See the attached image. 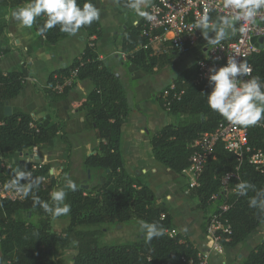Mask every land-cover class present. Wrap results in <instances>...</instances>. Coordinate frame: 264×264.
<instances>
[{
  "label": "trees",
  "instance_id": "16d2710c",
  "mask_svg": "<svg viewBox=\"0 0 264 264\" xmlns=\"http://www.w3.org/2000/svg\"><path fill=\"white\" fill-rule=\"evenodd\" d=\"M122 11L130 12L131 0H114ZM30 0H0V6L9 11L22 7ZM86 0H77L82 7ZM156 0H146L147 10ZM46 14L36 18L33 28L36 33L35 45L45 51H51L60 41L71 35L60 30V25L46 29ZM219 19L217 20V22ZM144 18L134 25L128 23L119 41V52L129 53L146 44L141 35ZM8 20L0 23V39H5ZM100 20L91 25L82 26L78 32L95 39L85 46L79 58L68 67L52 71L47 82L54 84L55 76H68L70 71H77L78 81H88L93 86L81 105L84 110V124L92 130L98 141L94 153L82 159V169L89 171L90 179L98 177L91 187L71 179L67 183L65 203L70 205L67 215L54 217L35 204L34 197L52 204L50 194L59 187L58 179L67 172L68 166L55 177L47 164L17 162L5 164L3 159H11L17 153L24 154L33 150L51 151L57 137L61 143L69 146L64 127L65 121L58 119L51 111L40 122L33 121L28 114L11 108L10 115L5 114L6 103L20 94L24 82L30 78L26 64L4 74L0 70V182L11 181L20 170L31 172L33 180L39 178L38 188H34L28 197L20 201L0 199V262L8 264H64L62 251L73 245L75 256L71 264H198L197 250L177 233L168 236V231H175L176 226L168 207L160 204L153 191L139 177H131L125 169L120 156V138L130 111L123 85L115 73L99 59L96 44L102 37ZM7 52L0 46V57ZM252 76L260 77L264 82V50H259L249 58ZM127 62L146 71L156 63L151 50L139 49L129 55ZM196 74L194 65L179 73L175 82L185 81L184 94L178 103L171 105L168 115H176V123H167L157 133H148L151 153L156 162L175 174H180L189 165L193 153L192 143L203 133H212L221 120L218 113L209 109L206 94L211 91L208 80L199 85L190 82ZM75 85V84H74ZM73 85V86H74ZM40 90L46 100L45 111L51 101L66 98L71 88L56 92L48 88ZM162 93L156 100L162 106ZM204 94V95H203ZM164 110V109H163ZM261 126H253L248 132V146L264 152V119ZM69 149L66 150V156ZM24 163V164H23ZM248 182L253 186L246 195H240L237 185ZM26 181H21V184ZM199 186L189 190L188 197L197 201L203 222L201 232L206 233L208 214L220 205H227L224 217L231 228L229 235H224L222 245L235 247L254 232L264 222V210L249 206L250 199L257 190L264 189V171L258 172L244 159L241 163L236 157L224 150L217 143L213 154L205 164L198 178ZM71 184L76 185L73 191ZM216 196L215 200H211ZM213 208V209H212ZM69 218V225L59 233L51 232L52 219ZM134 221L156 223L164 229L160 237L147 241L144 233L136 241L120 245L105 246L100 244L104 229L112 225H128ZM227 240V241H225ZM240 264H264V239L241 260Z\"/></svg>",
  "mask_w": 264,
  "mask_h": 264
},
{
  "label": "crops",
  "instance_id": "0c3cea01",
  "mask_svg": "<svg viewBox=\"0 0 264 264\" xmlns=\"http://www.w3.org/2000/svg\"><path fill=\"white\" fill-rule=\"evenodd\" d=\"M90 2L99 9L104 7L107 1L90 0ZM114 5L116 6L115 2ZM17 9L9 11L6 7L0 6V23L5 20L9 22L5 32L6 38L0 39V46L7 50L0 57V70L7 74L26 64L30 71V78L24 82V88L20 94L10 100L8 105L10 108H17L20 112L30 115L35 122L43 120L52 110L56 112L58 119L65 121L64 131L69 146L61 143L57 137L51 151L33 150L35 154L32 162L36 160V163L49 165L52 175L53 172H57L55 177H58L67 165V172L59 176L57 180L59 187L56 189H64L67 192V184L63 178L80 179L81 171H84L81 165L82 159L94 153L98 145L94 132L85 128L84 110H81V105L93 86L88 81H78L71 87L66 98L51 101L50 107L45 111L43 109L46 108V100L35 86L37 89L45 88L48 84V75L52 71L68 67L76 58H79L85 46L95 37H88L83 32H77L57 43L53 50L45 51L35 45L37 36L33 26L24 27L11 16V13ZM115 9L121 12L116 7ZM101 13L99 20L102 37L96 44V52L99 59L118 75L130 107L125 118L126 127L120 138V156L123 165L131 177H139L153 191L157 201L168 207L176 226V234L180 233L195 249H198L204 244L205 235L200 229L203 220L202 213L197 208V201L185 194L186 184L181 173L175 174L155 161L147 135L157 133L167 123L174 124L178 121L176 115H168L160 107L156 97L175 81L180 72L195 64L196 59L209 43L204 39L193 53L183 56L172 51L167 44L154 42L151 50L154 52L156 63L150 71H146L117 57L116 54L120 51L117 37L121 36L125 29L118 32L117 15L103 17ZM227 31L226 38H229L231 32L228 29ZM209 35L213 34L209 33ZM259 44L260 49L264 50V38L259 40ZM67 149H69L68 156H66ZM29 153H17L9 160L23 162L25 158L24 162L28 163L30 162L27 159ZM84 172L87 177H90V173L88 175L87 171ZM97 177L98 173H95L92 180L94 183ZM69 222V218L52 219L51 232L59 233L69 225ZM263 239L264 222L241 244L251 250ZM213 260L214 264H218L217 260Z\"/></svg>",
  "mask_w": 264,
  "mask_h": 264
},
{
  "label": "built area",
  "instance_id": "2783aa9c",
  "mask_svg": "<svg viewBox=\"0 0 264 264\" xmlns=\"http://www.w3.org/2000/svg\"><path fill=\"white\" fill-rule=\"evenodd\" d=\"M146 11L154 17L151 21L144 18L141 35L147 42L129 53L117 52V57L124 62L129 55H133L139 49L151 50L154 42L167 44L177 54L189 55L204 40L201 31L197 28L203 15L209 16L210 28L213 24H218L217 20L221 17L227 16L232 19L233 23L228 28L231 37L225 38L217 45L208 44L196 59L194 64L196 74L190 82L191 85H199L208 80L209 69L225 66L227 60L232 57H236L238 61H246L252 69L249 58L261 50L259 40L264 38V7L258 9L257 15L251 21L236 20L235 16L239 10L225 7V0H156ZM151 55H154L152 50ZM251 76L252 71L250 76H245L243 79L248 80ZM54 79V84L48 83L46 88L60 93L65 88H71L78 83L77 71L72 70L68 76H55ZM185 85L186 82L181 81L179 87L174 81L167 86L162 93L164 111H169L172 104L181 101ZM253 126L261 125L258 122ZM253 126H238L223 119L214 132L203 133L195 140L191 145L194 151L189 158V165L181 172L186 184L185 194L188 195L189 190L199 186V175L212 156L217 143L234 155L239 163L246 159L256 171L263 172L264 152L248 146V132ZM0 199L20 201L23 196L16 192L10 181H5L0 182ZM215 199L216 196L211 197V200ZM227 209V205L222 204L216 210L209 212L204 244L196 249L198 264H208L212 257L223 255L222 238L231 233L230 224L224 217ZM167 234L172 237L176 232L168 231ZM187 264L192 262L188 261Z\"/></svg>",
  "mask_w": 264,
  "mask_h": 264
},
{
  "label": "clouds",
  "instance_id": "9594fccd",
  "mask_svg": "<svg viewBox=\"0 0 264 264\" xmlns=\"http://www.w3.org/2000/svg\"><path fill=\"white\" fill-rule=\"evenodd\" d=\"M146 6V0H131L128 7L139 16L148 21L154 17L147 11L142 10ZM225 7L239 10L235 16L236 20L251 21L258 9L264 7V0H225ZM47 15L44 27L40 29L43 33L60 25V30L69 35H75L82 26L91 25L100 17V10L86 0L82 7L78 6L77 0H30L26 6L19 7L11 13V16L22 26L31 28L41 14ZM233 21L229 17H221L218 24L210 28V18L203 15L197 25L203 38L212 45L220 44L228 35L227 29ZM212 33L213 35H209ZM251 67L246 61H238L236 57L229 58L225 66L218 69H209L208 82L211 91L204 95L207 98L209 109L218 113L226 121L243 127L256 125L264 119V82L260 77H251L244 80L243 77L251 75ZM21 181L26 183L21 184ZM39 178L33 180L31 172L20 170L10 181L16 192L23 197H28L34 188H38ZM71 189L76 190V185L71 184ZM253 188L248 182H240L237 191L240 195H246ZM67 193L64 189L53 191L50 194L52 204L42 202L39 197H34L35 204L40 205L44 211L54 217L67 215L70 205L65 203ZM249 206L264 210V189L257 190L250 199ZM140 231L145 234L147 241L154 237H160L164 229L156 223L140 222Z\"/></svg>",
  "mask_w": 264,
  "mask_h": 264
},
{
  "label": "rangeland",
  "instance_id": "374dc122",
  "mask_svg": "<svg viewBox=\"0 0 264 264\" xmlns=\"http://www.w3.org/2000/svg\"><path fill=\"white\" fill-rule=\"evenodd\" d=\"M106 1L107 2L104 5V7L99 8V10L100 12H102L101 15L103 17H112L116 15L118 16V21H119L118 32L123 31L128 23H132L136 25L142 19V17L139 16L134 10H131L130 12H126V11L123 12L121 9L117 7V5L116 6L114 5L115 2L114 0H106ZM115 7L119 9L121 12H118V10H116ZM120 38L121 36L117 37L118 43L120 41ZM34 154H35L34 151L28 154L27 159H29L30 161L29 163H36V160L32 162V158ZM2 161L8 165H14L17 163L16 160L14 161V160L3 159ZM22 161L24 162L25 158ZM55 170L57 171V167H55ZM53 175L57 176V172H53ZM63 180L67 184L70 179L67 180V178L64 177ZM77 181L88 188L91 187L94 183L92 179H90V177L86 176L84 171H81V178L78 179ZM202 220H203V216H202ZM140 222L141 221H134L133 223L128 225L121 224V225H112L105 227L104 235L100 239V244L105 246H114V245L124 244L130 241L138 240V238L141 237L142 234V232L140 231ZM223 248H224L223 255L212 257L209 260L208 264H214L213 259L217 260L218 264H240L241 260L247 255V253L250 250L244 244H239L235 247L223 246ZM75 254L76 252L73 245H70L69 247L65 248L62 251L61 259L63 260L64 264H71V261L72 259H74Z\"/></svg>",
  "mask_w": 264,
  "mask_h": 264
},
{
  "label": "water",
  "instance_id": "95a60500",
  "mask_svg": "<svg viewBox=\"0 0 264 264\" xmlns=\"http://www.w3.org/2000/svg\"><path fill=\"white\" fill-rule=\"evenodd\" d=\"M115 76L118 77V75H116V74H115ZM10 113H11V108H10V106L8 105V102H7V103H6V107H5V114H6V115H10ZM87 174L89 175V171H87ZM83 187L86 188V186H83Z\"/></svg>",
  "mask_w": 264,
  "mask_h": 264
},
{
  "label": "bare ground",
  "instance_id": "6f19581e",
  "mask_svg": "<svg viewBox=\"0 0 264 264\" xmlns=\"http://www.w3.org/2000/svg\"><path fill=\"white\" fill-rule=\"evenodd\" d=\"M24 164V163H23Z\"/></svg>",
  "mask_w": 264,
  "mask_h": 264
}]
</instances>
